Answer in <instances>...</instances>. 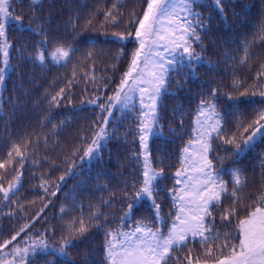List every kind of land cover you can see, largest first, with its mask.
Wrapping results in <instances>:
<instances>
[{"label": "snow or ice", "instance_id": "6c2138e0", "mask_svg": "<svg viewBox=\"0 0 264 264\" xmlns=\"http://www.w3.org/2000/svg\"><path fill=\"white\" fill-rule=\"evenodd\" d=\"M230 5L236 6L233 0H139L138 11L125 13L122 9L127 5L113 0L110 8L96 9L87 17L74 10L72 18L64 21L67 0L65 5H58V0H31L27 13L18 0H0V111L9 71L19 75L17 69L23 71L24 65L41 71L72 67L71 78H65L59 91L45 90L47 107L38 109L35 129L15 139L4 134L8 143L6 147L0 143L4 170L0 213L11 218L13 204L23 208L18 203L21 178L26 165L43 171L37 160L41 147L45 151L49 143L52 150L62 147L58 138L69 125L53 109L71 103L77 85L93 86L92 95L81 101L84 108L74 109L91 106V124L67 144L63 174L55 179L51 174L39 177V188L49 199L7 235L0 230V264H77L73 250L93 239L89 235L93 230L103 234L104 259L95 260L85 249L80 264H264V161L259 184L252 190L248 169L240 167L245 154L264 146V56L252 52L257 40L264 49V10L256 17L257 24L248 19L229 23ZM231 15L238 18L240 13ZM122 25V31L111 32L118 45L114 55L75 46L82 31L108 32ZM249 28L254 30L250 36ZM10 31L19 32L21 39L12 42ZM229 34L234 38L226 39ZM87 43L95 47V41ZM210 50L223 57L216 65L209 58ZM257 58L251 83L238 78V70H252ZM13 59L21 63L13 64ZM109 59L112 77L98 79L96 61L107 64ZM221 65L231 70L230 90L224 91L228 85L221 82L208 84L204 91L201 72L219 73ZM189 82L202 86L195 110L189 113L190 133L184 128V107L173 110L179 125L170 128V135L183 133L189 139L177 156L178 166L168 174L173 165H166V158L157 162L155 147L164 138L165 100L190 92ZM29 83L35 85V79ZM256 96L259 100L252 99ZM110 144L134 146L125 157L127 165L116 157L128 173L116 188L99 184L107 196L99 202L87 197L85 206L74 194L89 189L83 179L86 167L99 168L97 181L106 175L105 157L113 158ZM226 161H230L227 166ZM65 176L78 183L58 202L57 233L44 209L52 198L59 201ZM169 180L171 186L165 184ZM166 201L175 212H164Z\"/></svg>", "mask_w": 264, "mask_h": 264}, {"label": "trees", "instance_id": "16d2710c", "mask_svg": "<svg viewBox=\"0 0 264 264\" xmlns=\"http://www.w3.org/2000/svg\"><path fill=\"white\" fill-rule=\"evenodd\" d=\"M31 0H18V3L21 4L22 10L27 13L28 4ZM121 3L127 5L125 9H122L123 12L127 13L131 10H139L138 4L139 0H120ZM235 7L229 6L226 11L229 13V23H232L236 19L238 24L240 20H251L253 24L259 23L256 19L258 15L264 10V0H233ZM113 3V0H67V10L64 12L63 20L67 21L72 18L73 11H77L81 17H87L91 12L99 8H110ZM58 5H65V0H58ZM21 8H18L17 11H20ZM201 11H205L201 9ZM240 13L238 18H234L231 13ZM207 15L208 12L205 11ZM235 27V25H234ZM123 25L120 29H109L108 32H103L100 30L97 31H82L79 36L75 39V46L81 47L84 51H92L93 53L103 52L107 54H116L118 51V45L114 42L111 35L112 31H122ZM71 29H69L70 33ZM215 31V29H214ZM253 29H248L249 36L253 33ZM11 41L15 42L21 39V34L19 32L9 33ZM234 38L232 34H229L226 39ZM243 38V35L241 36ZM212 39H215L213 37ZM95 41V47L89 48L87 41ZM217 46L219 47L220 41H216ZM260 41H256V46L252 49L253 53L259 54V56H264V49L260 48ZM223 52L224 48H219ZM228 51H231V47L227 48ZM15 55V54H13ZM209 58L213 65L218 64L223 57L221 55H216L215 51L210 50ZM259 59L257 58L252 63V70L247 68H242L238 70V78H243L246 82L251 83L255 77V70ZM13 64H18L15 59L12 60ZM91 67V66H90ZM112 64L109 59L108 63L105 64L101 61H96L95 63V75L99 79L100 77H112L111 72ZM19 75H13L9 71L5 79V91L3 93V100L5 101L2 111H0V143L7 146L8 141L5 140L4 134L8 133L12 136L13 139L20 136L26 131L35 129L37 125V120L39 118L40 112L38 109L47 107L45 103L44 96L45 90L51 93L54 91H59V87L63 85L65 78H71L72 67L68 68L62 67H49L44 71H41L39 68H33L32 65H24L23 71L18 67L17 69ZM35 73V76H32V73ZM119 75V73H117ZM30 79H35V85L29 83ZM79 79V76H77ZM201 81H203L204 91H207V85H215L217 83H223L228 85L225 87L224 91L230 90V85L232 82V73L231 70L226 65H221V70L219 73H209L204 75L201 72ZM23 85L21 88L20 85ZM200 83L189 82L187 88L189 91L182 92L177 97H169L165 100L167 105V110L164 113L165 119L161 122L163 125V139H158L156 141L155 147L159 149L157 153V162L161 159L166 158V165L171 164L173 167L169 170L168 174H171L175 171V167L178 166L177 156L182 153V149L188 143L189 136L187 134L178 133L176 136H172L169 133L170 128L176 129L179 125V119L173 116V110L177 108L178 105L184 107V128L186 132L190 133V121L189 113L193 112L196 107V102L198 100L197 93L201 89ZM93 86L90 84H80L72 89L73 98L72 102L69 104H62L60 108L53 109V114L59 113V119L65 121L69 127L65 130V134L58 138L59 144L62 146L60 148H54V145L49 143V148L47 151L41 147L39 156L37 160L39 161V167L43 171H35L29 165L25 166L24 175L22 176L23 188L20 191L18 197V203L23 205L22 209H18L15 204L11 206L13 210V216L9 218L4 213H0V230L7 235L12 228L17 227L20 223L26 222L28 217H31L34 212H36L42 203L47 201L49 198L44 194L43 190L39 188V177L41 175H53V178L59 177L63 174V165L61 161L64 159V151L67 150L66 146L68 143L72 142L77 133L88 127L93 118V112L91 111V106H88L83 111H74V109L84 108V105L81 104V101H86L92 95ZM87 89V91H85ZM67 91V90H66ZM27 92L28 95L25 96L24 93ZM190 97V99H189ZM240 100H244V97H237ZM252 99L259 100V96H256ZM13 100L14 104L10 105L7 101ZM30 101V102H29ZM19 106H16V105ZM183 135V139H181ZM43 142L41 141V144ZM110 148L113 149V158L111 161H108L107 156L105 157V172L106 175L102 176L99 181L95 179L98 167L85 168L83 179L87 181L89 189L87 191H80L74 195L79 196L82 203L87 206L89 199L91 197L93 202H99L101 196H107V193L103 190L98 189L99 184H105L108 188H116L118 182L121 181L123 176H126L128 173L127 167H121L117 163L116 157H120V163L127 165L129 161L125 159L126 156L130 155L129 147H134L132 145H114L110 144ZM118 148V151H117ZM47 157L45 160H41V157ZM2 159V157H0ZM243 159V164L240 165L242 168L248 169L247 177L250 182V190H252L253 185H258L260 181L261 174V164L264 161V146H257L254 152H249L245 154ZM230 161H226L225 166H227ZM50 165V166H49ZM14 166V165H13ZM54 169H60V171H53ZM254 170V171H253ZM35 171V175L33 172ZM4 174V170L0 169V176ZM66 183L61 185V192L57 194V198H52L53 203L49 204L47 208L44 209V212L47 214V221L51 222L53 225L57 226V233L59 225L57 221L59 220V207L58 202H63V194L69 193L70 190L78 183V181L73 180L72 178L65 176ZM165 184L171 186L172 181H165ZM6 186V182H5ZM53 204H56V207H53ZM164 212H175V208H169L167 206V201L163 206ZM8 210L5 209L4 212ZM55 217V219H54ZM171 223V221H169ZM37 228L41 227V224L36 225ZM222 227L218 223V230ZM93 237L90 241H86L83 244H79L77 249L73 250V255L77 261V264H80V261L83 259V251L87 249L89 253L92 254V258L97 261L104 259L103 256V243L104 238L102 233H96L93 230L89 233ZM79 243V242H77ZM200 249L197 248V252ZM81 253V255H77ZM52 259V257H48Z\"/></svg>", "mask_w": 264, "mask_h": 264}, {"label": "rangeland", "instance_id": "374dc122", "mask_svg": "<svg viewBox=\"0 0 264 264\" xmlns=\"http://www.w3.org/2000/svg\"><path fill=\"white\" fill-rule=\"evenodd\" d=\"M9 73V72H8ZM8 75V74H7ZM7 77V76H6ZM6 77H5V79H6Z\"/></svg>", "mask_w": 264, "mask_h": 264}]
</instances>
